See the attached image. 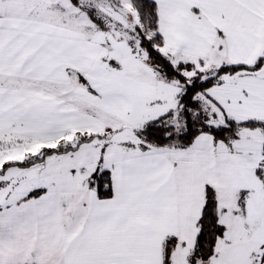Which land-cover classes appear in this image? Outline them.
Here are the masks:
<instances>
[{
	"label": "snow or ice",
	"instance_id": "obj_1",
	"mask_svg": "<svg viewBox=\"0 0 264 264\" xmlns=\"http://www.w3.org/2000/svg\"><path fill=\"white\" fill-rule=\"evenodd\" d=\"M0 264H264V0H0Z\"/></svg>",
	"mask_w": 264,
	"mask_h": 264
}]
</instances>
